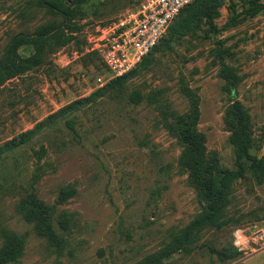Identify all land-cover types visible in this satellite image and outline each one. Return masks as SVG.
Here are the masks:
<instances>
[{"label": "rangeland", "instance_id": "obj_1", "mask_svg": "<svg viewBox=\"0 0 264 264\" xmlns=\"http://www.w3.org/2000/svg\"><path fill=\"white\" fill-rule=\"evenodd\" d=\"M139 1L83 0L65 21L39 0H0V57L13 35L43 24L72 36L20 47L19 59L36 62L0 84V145L31 131L0 157V264H136L162 251L204 208L201 172L181 161L187 144L178 128L189 114L207 161L236 168L235 130L264 159V10L237 17V0L224 2L212 21L169 39L166 31L146 67L100 94L113 77L88 37ZM64 187L73 192L60 202ZM30 192L54 208L49 233L17 210ZM227 198L226 223L199 229L188 251L161 264H264V183L247 171Z\"/></svg>", "mask_w": 264, "mask_h": 264}, {"label": "trees", "instance_id": "obj_2", "mask_svg": "<svg viewBox=\"0 0 264 264\" xmlns=\"http://www.w3.org/2000/svg\"><path fill=\"white\" fill-rule=\"evenodd\" d=\"M39 2L50 12L55 13V15H61L65 21H69L77 12L76 4L83 2V0H72V5L69 4L68 0H39ZM224 2H228L229 5L231 4V8L236 4L235 0H194L187 4L179 11L168 26L166 30L167 39L186 34V32L189 30L191 31L194 25L202 19L212 21L216 15L217 8ZM239 7L241 9L237 13V17L241 12H243V17H254L258 12L264 10V4L261 0H237V9ZM234 22L235 17H232L227 25H232ZM70 38H72L71 35L62 37L56 23L43 24L37 27L32 33L19 32L13 35L6 48L5 55L0 57V84L5 79L13 77L28 69L33 62H36V60L32 61L28 58L19 59L17 51L20 47L33 46L35 50H40L41 45L46 39L54 40L55 43H57L60 41L66 42ZM161 39L162 37L160 40ZM157 44L143 56L141 61L132 70L124 75L112 78L104 87H100L96 92L103 94L108 87H121L125 78L134 74L137 70L146 67L148 56ZM94 95H96V93H94ZM131 98L134 102H139L142 97L138 92H134ZM82 102V99L73 101L59 108L56 115L62 116L69 109L75 110L77 104H81ZM193 123L194 116L189 114L183 118L178 128L181 136L180 139L187 144V148L183 150L181 155V161L183 164L194 168L197 173L201 172L199 179L201 184L200 196L204 202V208L202 212L188 224L183 233L173 237L162 251L156 254H150L136 264H161L164 257H167L175 251H188V245L194 241L196 232L199 229L205 226L220 227L224 225L226 223L224 217L226 216L225 210L228 202V189L234 181L243 178L247 171L251 172L255 178L264 183V159L249 153L251 145L249 134L237 130L233 131L231 134V141L234 145L236 168L228 169L219 166L214 159H212V161H207L205 159L204 147L193 133ZM42 124L43 123H37V127H40ZM30 135L31 131H26L21 133L18 137H13L5 141L0 145V157L4 150L19 145ZM43 152V146H41L39 150L34 151V153L38 155V158H40ZM72 192L71 189L68 190L65 187L60 189L58 200L60 202L65 201ZM52 209L54 208L49 207L33 192L26 194L20 202V205L17 206V210L21 216H23L26 221L34 223L41 233H49L53 229L51 225L53 216ZM64 220L66 219H62L61 222H65ZM4 237H6V239H11L13 233L5 232ZM11 242L12 239L11 241L9 240L7 248L12 252L11 258H15L17 256V251L12 247Z\"/></svg>", "mask_w": 264, "mask_h": 264}, {"label": "built area", "instance_id": "obj_3", "mask_svg": "<svg viewBox=\"0 0 264 264\" xmlns=\"http://www.w3.org/2000/svg\"><path fill=\"white\" fill-rule=\"evenodd\" d=\"M194 0H140L88 37V49L95 52L110 75L118 77L132 70L158 43L179 11ZM264 4V0H261ZM237 249L245 248L236 236Z\"/></svg>", "mask_w": 264, "mask_h": 264}]
</instances>
